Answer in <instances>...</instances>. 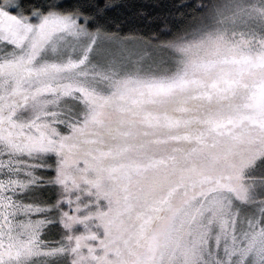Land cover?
Listing matches in <instances>:
<instances>
[{
  "label": "snow or ice",
  "instance_id": "snow-or-ice-1",
  "mask_svg": "<svg viewBox=\"0 0 264 264\" xmlns=\"http://www.w3.org/2000/svg\"><path fill=\"white\" fill-rule=\"evenodd\" d=\"M0 264H264V0H0Z\"/></svg>",
  "mask_w": 264,
  "mask_h": 264
}]
</instances>
